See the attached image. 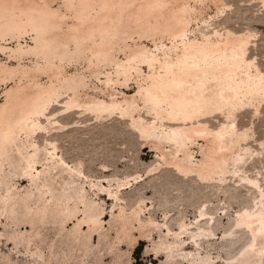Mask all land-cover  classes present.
<instances>
[{"label": "rangeland", "instance_id": "1", "mask_svg": "<svg viewBox=\"0 0 264 264\" xmlns=\"http://www.w3.org/2000/svg\"><path fill=\"white\" fill-rule=\"evenodd\" d=\"M0 264H264V0H0Z\"/></svg>", "mask_w": 264, "mask_h": 264}, {"label": "bare ground", "instance_id": "2", "mask_svg": "<svg viewBox=\"0 0 264 264\" xmlns=\"http://www.w3.org/2000/svg\"><path fill=\"white\" fill-rule=\"evenodd\" d=\"M179 84V83H178Z\"/></svg>", "mask_w": 264, "mask_h": 264}]
</instances>
